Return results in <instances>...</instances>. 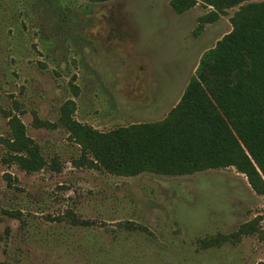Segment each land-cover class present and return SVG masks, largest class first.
Instances as JSON below:
<instances>
[{
    "label": "rangeland",
    "instance_id": "374dc122",
    "mask_svg": "<svg viewBox=\"0 0 264 264\" xmlns=\"http://www.w3.org/2000/svg\"><path fill=\"white\" fill-rule=\"evenodd\" d=\"M239 8L209 22L215 8L202 1L178 14L170 0H0V263L264 262V196L245 174L120 176L76 165L82 148L58 123L68 101L76 121L101 132L163 119ZM13 118L43 170L7 162ZM241 228L249 233L203 245Z\"/></svg>",
    "mask_w": 264,
    "mask_h": 264
},
{
    "label": "trees",
    "instance_id": "16d2710c",
    "mask_svg": "<svg viewBox=\"0 0 264 264\" xmlns=\"http://www.w3.org/2000/svg\"><path fill=\"white\" fill-rule=\"evenodd\" d=\"M199 1L215 8L206 18L209 22L229 8H240L231 18L233 30L203 54L180 102L163 120L101 132L76 121L72 117L75 104L68 101L58 123L82 148L76 165L100 167L120 176L189 175L234 167L264 196V0H170V4L182 14ZM247 1L251 2L242 5ZM12 123L15 154L7 162L29 173L43 170L47 162L27 137L24 124L18 118ZM35 124L56 126L38 118ZM52 167L60 170L58 162ZM246 233L241 228L229 236L210 237L203 245H217Z\"/></svg>",
    "mask_w": 264,
    "mask_h": 264
},
{
    "label": "crops",
    "instance_id": "0c3cea01",
    "mask_svg": "<svg viewBox=\"0 0 264 264\" xmlns=\"http://www.w3.org/2000/svg\"><path fill=\"white\" fill-rule=\"evenodd\" d=\"M189 82H190V81H189ZM189 82H188L187 84L183 85V87L181 86L178 90H176V93H175L174 96L171 95V100H172V101H170V102H174L175 100H176V102H177V103H175V104L172 105V109L175 108V107L177 106V104L180 102V100H181V98H182V96H183V94H184V92H185V90H186V88H187ZM165 99H168V98L165 97L164 100H165ZM172 109H171V110H172ZM171 110H170V111H171ZM170 111H169V112H170ZM168 114H169V113H168ZM168 114H167V115H168ZM167 115H166V116H167ZM166 116H165V117H166ZM165 117H164V118H165ZM164 118H163V119H164ZM163 119H161V120H163ZM161 120H159V121H161ZM156 122H158V121H156ZM151 123H153V122H151ZM136 124H138V123H136Z\"/></svg>",
    "mask_w": 264,
    "mask_h": 264
}]
</instances>
